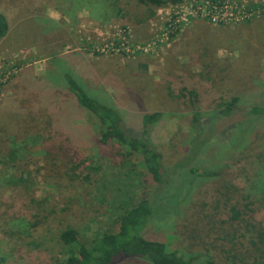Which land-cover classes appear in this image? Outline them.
I'll return each mask as SVG.
<instances>
[{
  "label": "rangeland",
  "instance_id": "rangeland-1",
  "mask_svg": "<svg viewBox=\"0 0 264 264\" xmlns=\"http://www.w3.org/2000/svg\"><path fill=\"white\" fill-rule=\"evenodd\" d=\"M154 11L137 0H0L1 264H60L63 230L82 242L116 232L153 187L140 158L99 142L65 73L116 109L128 134L141 138L142 116L162 113L147 138L168 170L181 163L174 187L189 189L178 214L147 225L149 239L194 264H264V113H250L264 108V0H172ZM183 87L198 94L201 136ZM233 97L234 121L206 126ZM189 167L217 175L187 178Z\"/></svg>",
  "mask_w": 264,
  "mask_h": 264
},
{
  "label": "trees",
  "instance_id": "trees-1",
  "mask_svg": "<svg viewBox=\"0 0 264 264\" xmlns=\"http://www.w3.org/2000/svg\"><path fill=\"white\" fill-rule=\"evenodd\" d=\"M137 1L149 8V18L155 16L154 8L164 7L172 2V0ZM7 32L8 22L5 16L0 13V41ZM63 79L77 104L98 121L101 127L99 142L103 145L115 142L125 148L129 156L140 158L144 176L153 187L148 193L140 195L135 204L129 206L119 216L116 232H104L96 235L88 242H82L79 239L78 231L74 228L63 230L59 236L60 243L64 248L63 260L60 264H114L123 258H139L149 264H194L193 259H185L177 252L169 250L166 244L151 240L144 234V229L151 222L164 220L178 214L181 203L189 189L185 191V194H181V188L174 187L172 178L175 171L180 170L181 163L168 170L162 163L161 155L147 138L151 127L161 120L162 113L152 112L142 116V135L141 138H138L128 134L125 130L123 117L116 109L91 96L70 73H65ZM180 96L188 99L192 108V128L198 136H201V111L198 106L196 90L183 87L180 89ZM217 106L218 111L211 117V121H208L206 126L212 121L217 122V120H229L231 118L234 121L239 108V99L233 97L230 101H222ZM250 113L254 116H262L264 108L253 106ZM193 147L194 145L191 151H193ZM215 175H217L215 172L200 171L196 167L185 169L187 178L196 176L209 178ZM230 211L232 220H238L239 211L235 207H232ZM257 237L259 243L264 245V227L258 232ZM254 246H257L256 243Z\"/></svg>",
  "mask_w": 264,
  "mask_h": 264
},
{
  "label": "built area",
  "instance_id": "built-area-1",
  "mask_svg": "<svg viewBox=\"0 0 264 264\" xmlns=\"http://www.w3.org/2000/svg\"><path fill=\"white\" fill-rule=\"evenodd\" d=\"M209 15V14H208ZM230 18L236 20V21H240V20H244L246 18H249L250 14L248 13H238L236 16H233L231 13L229 14ZM227 13L226 12H222V13H212L210 14V19L213 23H216L218 21H223L226 19ZM168 34L167 36H169V34H172L174 32V26L173 24L169 25V29L167 30ZM173 37V35H172Z\"/></svg>",
  "mask_w": 264,
  "mask_h": 264
}]
</instances>
